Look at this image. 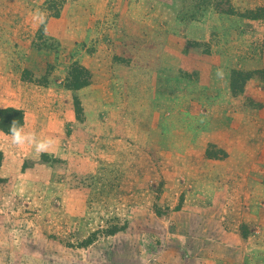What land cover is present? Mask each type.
<instances>
[{
	"label": "rangeland",
	"instance_id": "1",
	"mask_svg": "<svg viewBox=\"0 0 264 264\" xmlns=\"http://www.w3.org/2000/svg\"><path fill=\"white\" fill-rule=\"evenodd\" d=\"M59 1L24 4L53 144L0 136V264H264V0Z\"/></svg>",
	"mask_w": 264,
	"mask_h": 264
},
{
	"label": "crops",
	"instance_id": "2",
	"mask_svg": "<svg viewBox=\"0 0 264 264\" xmlns=\"http://www.w3.org/2000/svg\"><path fill=\"white\" fill-rule=\"evenodd\" d=\"M10 1L11 4L8 3ZM28 1L0 0V110L11 108L21 111L23 129L29 117L35 118V84L22 78L24 68L35 71L30 56L35 36V10L24 8ZM0 133L3 132L0 130ZM204 260L211 264L237 262L230 257L222 261Z\"/></svg>",
	"mask_w": 264,
	"mask_h": 264
},
{
	"label": "trees",
	"instance_id": "3",
	"mask_svg": "<svg viewBox=\"0 0 264 264\" xmlns=\"http://www.w3.org/2000/svg\"><path fill=\"white\" fill-rule=\"evenodd\" d=\"M69 0H60L59 2L56 3V9L55 10H60L61 7L65 6ZM75 1V0H72ZM226 8L222 9L216 6V9L226 15H236L235 11L232 9L230 6L229 2L227 1ZM247 15H241L243 18H248V19H255L257 16L252 15V12L249 11L246 13ZM66 88L71 90V91H79L80 89L87 87L90 82H91V75L90 72L81 67L78 64H73L69 68V71L67 73L66 77ZM13 121H17V125L22 127L23 125V113L21 111L15 110V109H3L0 110V130L4 132L5 134L9 135V129L12 125ZM3 161V154L0 152V167ZM2 182V179L0 178V183Z\"/></svg>",
	"mask_w": 264,
	"mask_h": 264
},
{
	"label": "clouds",
	"instance_id": "4",
	"mask_svg": "<svg viewBox=\"0 0 264 264\" xmlns=\"http://www.w3.org/2000/svg\"><path fill=\"white\" fill-rule=\"evenodd\" d=\"M34 20H38L40 23H43L45 17L42 12L37 10L33 14ZM217 76L222 78V70H217ZM0 135H4L0 133ZM9 135L11 143L16 146L30 145L34 147L37 153H44L52 146L53 140L51 138L39 139L35 132H25L24 129L17 125V121H13L9 129Z\"/></svg>",
	"mask_w": 264,
	"mask_h": 264
}]
</instances>
